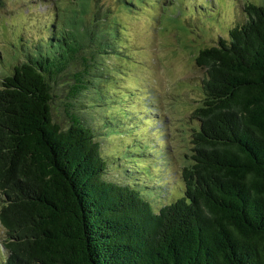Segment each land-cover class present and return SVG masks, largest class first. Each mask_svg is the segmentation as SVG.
<instances>
[{
	"label": "trees",
	"instance_id": "1",
	"mask_svg": "<svg viewBox=\"0 0 264 264\" xmlns=\"http://www.w3.org/2000/svg\"><path fill=\"white\" fill-rule=\"evenodd\" d=\"M204 1L201 10L210 9ZM244 11L246 23L195 58L207 71L204 97L191 117L181 192L161 204L163 190L142 169L130 184L105 178L111 164L92 124L109 127L100 103L112 100L95 83L111 76L98 64L117 49L109 30L70 22L30 48L0 90V264H264V2ZM73 63L70 102L87 97L90 110L65 104L63 129L53 93ZM112 124L114 135L121 127ZM132 144L125 160L153 149L139 138Z\"/></svg>",
	"mask_w": 264,
	"mask_h": 264
},
{
	"label": "rangeland",
	"instance_id": "2",
	"mask_svg": "<svg viewBox=\"0 0 264 264\" xmlns=\"http://www.w3.org/2000/svg\"><path fill=\"white\" fill-rule=\"evenodd\" d=\"M125 1L129 2L126 6ZM179 1L184 3L172 5L171 0H0V90L16 66L27 62L30 48L49 41L52 30L60 34L66 23L78 24L79 20L86 23V29L96 26L100 31L109 30L118 54L107 49V54L98 55L99 68L106 67V73L111 76L95 78L104 101L112 100L107 107L100 103L107 113L109 127H103L98 121L92 124L100 133L102 152L111 164L105 178L130 184L131 171L142 169L152 174L149 184L152 182L163 190L157 195L158 204L171 196L170 192L175 195L181 192V170L191 148L192 128L197 125L191 117L203 100V80L207 75V71L196 64V56L206 48L217 46L221 39L228 40L234 27L248 21L244 6L264 2L210 0V9L201 10L199 5L204 0L192 1L194 4L191 0ZM86 4L87 11L82 14ZM182 4L195 7L182 15L173 11L175 6L182 10ZM167 6H170L168 12H164ZM44 50L46 54H53L50 46H45ZM75 64L53 93L54 119L63 129L69 128L71 121L67 113L70 109L65 104L71 103L73 112L86 116L90 110L83 108L90 106L87 97L70 102L74 85L72 74L78 70ZM94 92L96 89L90 87L88 93L95 95ZM94 115L97 116L95 112L90 113L91 120ZM112 123L121 127L114 130V135L110 133ZM138 138L143 144L144 141L151 143L153 149H147L144 159L138 160L133 155L125 160L124 154ZM2 238L0 226V241Z\"/></svg>",
	"mask_w": 264,
	"mask_h": 264
}]
</instances>
